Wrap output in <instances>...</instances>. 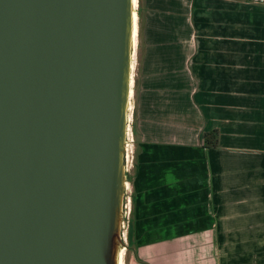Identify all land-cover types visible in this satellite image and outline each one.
<instances>
[{"label":"water","instance_id":"obj_1","mask_svg":"<svg viewBox=\"0 0 264 264\" xmlns=\"http://www.w3.org/2000/svg\"><path fill=\"white\" fill-rule=\"evenodd\" d=\"M135 0H0V264H119Z\"/></svg>","mask_w":264,"mask_h":264},{"label":"crops","instance_id":"obj_2","mask_svg":"<svg viewBox=\"0 0 264 264\" xmlns=\"http://www.w3.org/2000/svg\"><path fill=\"white\" fill-rule=\"evenodd\" d=\"M178 4L199 22L173 43L179 70L161 73L150 91L175 80L181 93L191 83H210L218 102H189L198 118L186 130L197 131L196 138L144 143L132 180L134 264H264V177L252 175L264 169V142L256 136L264 129V3ZM191 65L205 70L194 77Z\"/></svg>","mask_w":264,"mask_h":264},{"label":"rangeland","instance_id":"obj_3","mask_svg":"<svg viewBox=\"0 0 264 264\" xmlns=\"http://www.w3.org/2000/svg\"><path fill=\"white\" fill-rule=\"evenodd\" d=\"M175 2V1H174ZM172 3L171 6L167 7V3L165 0H143L144 6V19L143 22L145 23L144 26V48H143V61L142 64L139 63L138 58V38H137V45L135 48V55H134V66H133V86H132V97H131V118L130 119V127L132 129L133 122L137 124L138 127V138L134 134L130 136L127 140L128 142V166H127V182L128 188L126 190V203L130 206V213L129 219L126 217V226L124 227V233H126V240L124 241L125 247V264H134L137 260L136 257L137 252L132 245L131 251L128 252V228L130 217L132 215L131 209L133 205V194L134 189L132 186V180L134 178V172L136 170V164L139 158L140 153H144V143H152L162 141L164 139H178L181 140L182 138L186 137L185 139H193L196 138L198 134L197 131H193V128H189L190 130H186L188 124L191 126H195V122L198 118L196 110L194 107L189 103H197L198 105H207L212 106L217 104L218 100L214 97V91L212 88V84L210 83H191V91L188 93H181L179 89V84L176 83L175 80L174 84H168L167 87L158 89L157 92L150 91V88L153 84L154 79H162V74H168L170 68H178L177 64L175 65V50L173 47L174 42H183V39L187 35L188 26H193L194 23L198 24L199 20H194L191 16L187 15L186 12H182L180 9V5L176 6V3ZM252 2V1H251ZM257 4V3H255ZM261 4V3H260ZM167 8V9H166ZM192 22L193 25H192ZM192 28V27H191ZM139 30V26H138ZM139 34V32H138ZM191 42L196 43V38L192 33L190 35ZM175 44V43H174ZM184 44L188 45L187 42ZM193 44V43H192ZM189 46V45H188ZM195 49V48H194ZM193 47L190 50V53L197 54L196 49L194 50ZM161 56L160 61H158L155 56ZM190 62V59H189ZM194 62V61H193ZM192 60L190 64L192 63ZM196 62H198L196 60ZM136 64V65H135ZM140 64V65H139ZM152 64L151 70L150 65ZM189 64V66H190ZM197 64V63H196ZM189 67V73L191 75L200 74L205 70V68H198L197 65ZM179 70V69H176ZM200 70V72H199ZM141 71V72H140ZM166 72V73H165ZM150 73V74H149ZM147 74H149L150 78L147 80ZM138 76L141 78V84L138 85L136 83V79ZM148 85H146V83ZM137 84V85H136ZM160 85V84H159ZM176 85V89L174 91L167 93H163L161 95H157V93L165 92L166 89L174 88L173 86ZM136 89H139L140 93L139 96L136 94ZM165 89V91H163ZM172 93V94H171ZM182 96L181 101L175 99V96L178 95ZM192 103V104H193ZM211 108V107H210ZM136 111L137 117L134 118V112ZM161 111V112H160ZM164 111V112H163ZM160 117H157L159 116ZM165 119V120H164ZM167 120V121H166ZM169 121H175L178 131H175L172 128V124ZM181 123H185L187 125H183V128L180 126ZM166 128V129H164ZM170 128V129H168ZM183 130V131H181ZM176 132V133H175ZM256 136L258 139H262L264 142V129L261 130L259 127L256 128ZM257 139V140H258ZM259 143V141H258ZM151 150L154 147H149ZM156 149V148H155ZM259 150V149H257ZM149 153V152H148ZM152 151L150 152V155ZM260 174L264 177V169L262 172L255 173L252 172L254 178H258ZM264 186L263 184H260ZM127 210V207H126ZM139 261V260H138ZM137 261V262H138Z\"/></svg>","mask_w":264,"mask_h":264},{"label":"trees","instance_id":"obj_4","mask_svg":"<svg viewBox=\"0 0 264 264\" xmlns=\"http://www.w3.org/2000/svg\"><path fill=\"white\" fill-rule=\"evenodd\" d=\"M166 3L168 4L167 7L171 6V4L176 1V6L178 5V2L179 0H165ZM167 9V8H166ZM144 6H143V0H139V6H138V17H139V22H138V25H139V34H138V58H139V63L142 64V61H143V57H144V54H143V48H144V45H145V42H144V26H145V23L143 22V19H144ZM139 64V65H140ZM141 72V71H140ZM141 78L138 76V78L136 79V83H138L137 86H139V84H141ZM140 90L139 89H136V94L139 96V92ZM137 117V113L136 111L134 112V118ZM132 131H133V134L134 136L136 137V140L138 138V134H139V131H138V127H137V124L135 123V121L133 122V125H132ZM133 199H134V196H132ZM131 217H130V222H129V228H128V252L131 251L132 249V245H134V225H133V209H131Z\"/></svg>","mask_w":264,"mask_h":264},{"label":"bare ground","instance_id":"obj_5","mask_svg":"<svg viewBox=\"0 0 264 264\" xmlns=\"http://www.w3.org/2000/svg\"><path fill=\"white\" fill-rule=\"evenodd\" d=\"M138 6H139V0H135V10H136V23H135V29H134V33H135V44L137 45V38H138V22H139V17H138ZM135 55V54H134ZM136 65V64H135ZM133 66H134V61H133ZM133 72H132V86H133ZM133 89V88H132ZM131 97H132V94H131ZM131 110H132V106H131V101H130V105H129V119L132 120L131 118ZM126 240V239H125ZM124 257H125V247L122 246L121 250H120V257H119V264H125V260H124Z\"/></svg>","mask_w":264,"mask_h":264},{"label":"built area","instance_id":"obj_6","mask_svg":"<svg viewBox=\"0 0 264 264\" xmlns=\"http://www.w3.org/2000/svg\"><path fill=\"white\" fill-rule=\"evenodd\" d=\"M253 3H257V4H260V3H264V0H251ZM133 134V131L130 127V124H129V128H128V132H127V140L130 138V136H132ZM128 142H127V162H128V156H129V153H128ZM126 207H127V210L125 209V218L128 217L129 219V213H130V206L127 205L126 203ZM126 226V219H124L123 221V238L126 239V233H124V227Z\"/></svg>","mask_w":264,"mask_h":264}]
</instances>
